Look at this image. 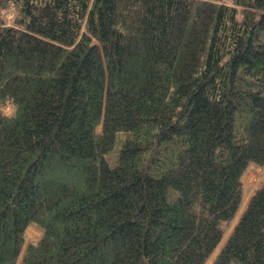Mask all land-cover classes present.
I'll return each mask as SVG.
<instances>
[{
  "label": "trees",
  "instance_id": "1",
  "mask_svg": "<svg viewBox=\"0 0 264 264\" xmlns=\"http://www.w3.org/2000/svg\"><path fill=\"white\" fill-rule=\"evenodd\" d=\"M252 164L264 0H0V264H207ZM212 264H264V182Z\"/></svg>",
  "mask_w": 264,
  "mask_h": 264
},
{
  "label": "rangeland",
  "instance_id": "2",
  "mask_svg": "<svg viewBox=\"0 0 264 264\" xmlns=\"http://www.w3.org/2000/svg\"><path fill=\"white\" fill-rule=\"evenodd\" d=\"M224 2L230 4L231 0H224ZM15 13L13 10L8 11L5 13V17L8 21L9 24H12V21L14 19ZM4 112L6 115H10L13 112V109L11 106H6L4 108ZM264 182V167L257 166L255 164H252L248 167L247 171L245 172L243 176V191H244V198L242 205L240 207V210L238 211L235 219L233 222L230 224L226 235L224 237L223 242L221 245L218 247V249L215 251L214 255L212 258L208 261L207 264H212L213 258L216 256L217 252L219 249L223 246V244L227 241L229 236L232 234L234 227L237 225L240 217L242 216L243 212L245 211L250 198L254 194V192L260 187V185ZM42 235V230L39 226L37 225H32L28 228L27 230V242L26 246L30 243H35L39 240V238Z\"/></svg>",
  "mask_w": 264,
  "mask_h": 264
}]
</instances>
